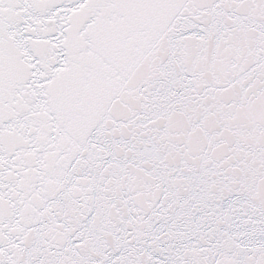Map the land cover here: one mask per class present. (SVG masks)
Here are the masks:
<instances>
[{
  "label": "water",
  "instance_id": "95a60500",
  "mask_svg": "<svg viewBox=\"0 0 264 264\" xmlns=\"http://www.w3.org/2000/svg\"><path fill=\"white\" fill-rule=\"evenodd\" d=\"M0 264H264V0H0Z\"/></svg>",
  "mask_w": 264,
  "mask_h": 264
}]
</instances>
